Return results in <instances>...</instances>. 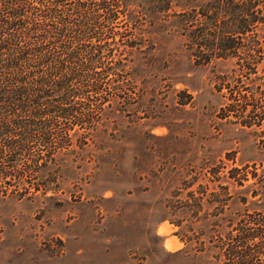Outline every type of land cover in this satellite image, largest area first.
<instances>
[{"label":"rangeland","instance_id":"obj_1","mask_svg":"<svg viewBox=\"0 0 264 264\" xmlns=\"http://www.w3.org/2000/svg\"><path fill=\"white\" fill-rule=\"evenodd\" d=\"M85 1L114 15L100 9L98 36L70 44L100 46L126 73L105 78L119 87L96 129L71 131L56 159L70 171L0 189V264H264V127L218 116L232 59L194 64L184 33L196 20L174 14L203 0ZM257 70L241 82L264 87V59ZM190 190L193 206H162L178 192L192 202ZM244 231L248 244L232 236Z\"/></svg>","mask_w":264,"mask_h":264},{"label":"trees","instance_id":"obj_2","mask_svg":"<svg viewBox=\"0 0 264 264\" xmlns=\"http://www.w3.org/2000/svg\"><path fill=\"white\" fill-rule=\"evenodd\" d=\"M94 5L90 9L85 0H0L3 192L7 184L24 188L20 178L24 172L35 176L41 172L55 175L61 170L70 171L69 166L57 164L56 159L62 158L61 149L69 146L71 131L87 129L86 134L96 129L103 120L105 105L116 95L119 83L106 84L105 78L109 74L116 80L123 77V64L103 62L100 46L70 44L74 39L98 36L96 28L114 15L105 9V2ZM198 5L197 10L191 7L174 14L187 15L186 22L196 20L195 26L184 33L186 50L194 64L232 59V81L224 73L217 85L218 90L225 87L221 93L224 101L216 110L218 116L242 127H264V87L260 83L248 87L241 82L242 76L259 77L258 64L264 59V0H203ZM100 9H105L103 20H99ZM257 108L259 112L253 113ZM24 160L31 163L25 164ZM19 162L23 164L20 167ZM10 178L14 182L10 183ZM27 181L36 189L44 185ZM179 190L177 187L174 192ZM187 194L193 203L183 201L178 192L162 206L170 214L182 212L198 200L193 190ZM232 236L235 241L248 244L256 233L244 231ZM230 252L237 250L233 247Z\"/></svg>","mask_w":264,"mask_h":264}]
</instances>
